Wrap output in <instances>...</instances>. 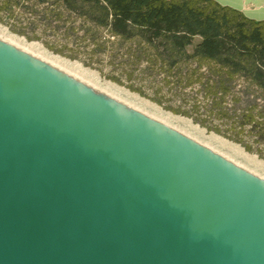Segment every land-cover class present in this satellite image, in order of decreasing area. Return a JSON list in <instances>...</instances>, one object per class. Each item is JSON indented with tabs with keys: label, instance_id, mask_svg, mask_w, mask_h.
I'll return each instance as SVG.
<instances>
[{
	"label": "water",
	"instance_id": "obj_1",
	"mask_svg": "<svg viewBox=\"0 0 264 264\" xmlns=\"http://www.w3.org/2000/svg\"><path fill=\"white\" fill-rule=\"evenodd\" d=\"M0 264H264V180L0 40Z\"/></svg>",
	"mask_w": 264,
	"mask_h": 264
},
{
	"label": "trees",
	"instance_id": "obj_2",
	"mask_svg": "<svg viewBox=\"0 0 264 264\" xmlns=\"http://www.w3.org/2000/svg\"><path fill=\"white\" fill-rule=\"evenodd\" d=\"M70 13L84 17L97 26L108 29L123 39L140 37L149 44L163 47L169 68L177 66L178 58L213 62L214 71L203 81L198 78L205 97L209 99V115L227 124L226 137L252 152V145L244 142L245 135L257 145H264V110L249 100L246 91L236 92L237 78L264 90V20L246 18L240 12L222 7L211 0H59ZM15 0H6L3 10L9 11ZM38 4L48 0H35ZM88 6V8H85ZM200 42L191 54L185 48L194 37ZM49 49L61 54L60 50ZM199 67L196 69V71ZM114 82L118 80L113 78ZM192 84L187 82V86ZM133 92L143 95L138 89ZM246 102H242V98ZM230 100V104H228ZM160 104V102L155 101ZM197 111L198 106L192 107ZM174 115L193 119L207 131L222 134L210 127L206 119L193 118L180 108H166ZM257 150L259 157H262Z\"/></svg>",
	"mask_w": 264,
	"mask_h": 264
},
{
	"label": "rangeland",
	"instance_id": "obj_3",
	"mask_svg": "<svg viewBox=\"0 0 264 264\" xmlns=\"http://www.w3.org/2000/svg\"><path fill=\"white\" fill-rule=\"evenodd\" d=\"M5 2L0 0V26L7 32L28 43L38 44L45 51L95 74L100 83L115 84L176 119L189 121L205 136H214L226 145L237 147L245 153V157L264 165L263 144L257 145L252 137L245 135L244 142L252 145L253 150L246 152L241 145L226 137V134L230 135L227 124L208 113L209 99L205 97L198 78L203 81L210 76L215 68L213 62L178 58L177 66L170 69L167 53L157 42L149 44L140 37L126 40L113 35L108 29L70 13L59 0H48L44 4H38L35 0H15L17 3L12 2L9 11L2 9ZM199 42L198 37L194 38L185 52L191 54ZM49 47L62 53L56 54ZM189 81L192 84L187 86ZM131 88L140 90L143 95L133 92ZM243 91L248 92L249 100L257 104V110H264V90L248 80L237 78L236 92L241 96ZM242 102H246L245 97ZM227 103L230 104V100ZM194 105L198 106L197 111L192 108ZM168 107L186 110L193 118L206 119L208 126L219 128L225 135L207 131L191 118L174 115L166 110ZM257 150H260L262 157H259ZM259 178L264 180V173Z\"/></svg>",
	"mask_w": 264,
	"mask_h": 264
},
{
	"label": "bare ground",
	"instance_id": "obj_4",
	"mask_svg": "<svg viewBox=\"0 0 264 264\" xmlns=\"http://www.w3.org/2000/svg\"><path fill=\"white\" fill-rule=\"evenodd\" d=\"M0 40L91 87L97 92H100L101 94L191 138L202 146L209 148L248 172L258 177L260 174L264 173V165L256 163L250 157H245V153L237 149V147L226 145L214 136H205L202 130L191 124L189 121L185 119L178 120L170 113L160 110L153 104L144 102L138 96L131 94L127 90L118 87L115 84L110 82L100 83L95 77V74L89 73L80 66L72 64L61 57L45 51L38 44L28 43L24 39L12 35L1 26Z\"/></svg>",
	"mask_w": 264,
	"mask_h": 264
},
{
	"label": "crops",
	"instance_id": "obj_5",
	"mask_svg": "<svg viewBox=\"0 0 264 264\" xmlns=\"http://www.w3.org/2000/svg\"><path fill=\"white\" fill-rule=\"evenodd\" d=\"M222 7H228L255 21L264 20V0H211ZM198 36L194 37L197 38ZM200 39V37H198Z\"/></svg>",
	"mask_w": 264,
	"mask_h": 264
}]
</instances>
